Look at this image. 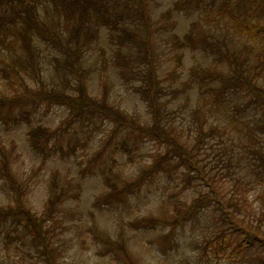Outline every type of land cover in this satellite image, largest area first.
<instances>
[{
    "label": "rangeland",
    "instance_id": "374dc122",
    "mask_svg": "<svg viewBox=\"0 0 264 264\" xmlns=\"http://www.w3.org/2000/svg\"><path fill=\"white\" fill-rule=\"evenodd\" d=\"M35 3L39 18L51 23L52 6ZM111 3L116 11L128 5L134 16L72 38L82 42L78 68L69 41L62 40L64 53L55 41L36 40L32 66L17 40L0 34V264H127L123 247L135 264H264V175L255 157L256 148L264 150L261 109L243 91L210 98L197 85L208 72L218 80L232 74L221 55L228 49L248 55L250 67L257 57L258 72L264 70V44L253 34L264 35V0H146L147 25L130 9L135 1ZM192 25V43L176 44L174 34ZM144 26L150 33L142 56L136 43L123 40V29L145 38ZM203 34L216 42L219 58L202 49ZM151 69L163 77L156 103L164 121L188 146L200 144L196 169L176 159L157 163L166 146L141 132L151 121L139 73L150 78ZM167 71L175 81L164 79ZM79 86L137 123L117 125L98 109L79 115L50 99L75 96ZM197 106L206 116L202 141ZM148 168L142 184L122 189ZM237 224L255 236L245 238Z\"/></svg>",
    "mask_w": 264,
    "mask_h": 264
},
{
    "label": "trees",
    "instance_id": "16d2710c",
    "mask_svg": "<svg viewBox=\"0 0 264 264\" xmlns=\"http://www.w3.org/2000/svg\"><path fill=\"white\" fill-rule=\"evenodd\" d=\"M49 5L53 8V16L51 19V23H48L41 18H39L37 4L35 0H0V34L2 32L5 33V39L9 37L12 40H17V43L21 45V47L25 51V61L29 65H34V52L33 45L36 40H44L49 41L51 44L55 41V45L59 48V52H64L66 46L63 44L62 40L66 42H70V49L68 51V57L71 63L72 68H78L76 66V60L78 57L77 49L81 46L82 42L77 39L79 32H87L89 30L98 35L101 27H106L108 29L114 28L117 22L124 21L125 16H134L127 5L124 8V11H116L115 7L111 3V0H46ZM136 2L135 8L133 5L131 6V10H136L135 16L137 18H141L144 21H141L143 24L147 25V21L145 18L148 17L149 11L147 9L146 0H132V2ZM185 1V0H183ZM214 2V1H212ZM176 3V2H175ZM174 3V7H176ZM172 8H169L168 11H171ZM221 11H228L230 15L233 16V8L226 7V4H221L218 8ZM62 26V27H61ZM193 25L189 30L184 32L182 36L178 37L174 34L173 41L176 44L186 45L192 43V37L194 36ZM145 32L143 31L142 36L145 38H139L135 35L136 32L134 30H130L127 27L123 29V40L132 41L136 43L140 48L141 55L145 56L143 53L142 46L146 44L147 38L149 37V27L144 26ZM248 29V28H247ZM88 30V31H87ZM258 33H261L260 30H257ZM258 33H253L254 35H258L264 44V35H259ZM9 36L6 38L7 35ZM91 35V34H90ZM65 36V37H64ZM141 36V37H142ZM262 36V37H261ZM4 38L0 40L5 41ZM219 41V40H218ZM217 41V43H218ZM198 42L201 43L202 49L211 54H215L217 58H219L220 52L219 49L215 46L217 45L215 41H211L206 34L199 36ZM74 46H71V44ZM36 46V43H35ZM264 52V47L261 48ZM76 54L73 57H70L72 52ZM65 53V52H64ZM150 56L151 53L149 52ZM226 59L227 64H230L232 68V74L221 79L220 75H215L213 73L208 72V80L201 78L204 75L199 76L201 78L197 85L203 90L208 88L205 92V96L209 95V97H213L218 95L217 98L227 95V91L234 89L243 91L246 93V96L252 100L257 107H260L262 119L264 118V85L260 84L261 73L263 71H259V61L258 58L255 57V62L252 67L248 64V55L243 54V51L239 52L237 50L228 49L227 53H221ZM150 71V78L147 76V72H142L140 74V79L146 83V89L142 94V98L146 101L148 112L150 113V123L148 126H140L141 132L145 135L150 136V138L156 140L161 145H165L166 149L160 158L155 157L157 163H161L162 161L167 163L171 160L178 161L183 167H187L188 169H196V155L198 152V144L196 147L188 146L178 135H175V130L171 125H167L164 121L163 116V107H160L156 102L161 100L160 98L164 95V85L162 84L163 77H160L154 71ZM1 73V71H0ZM1 75V74H0ZM5 76V74H3ZM158 76V77H157ZM164 79L169 82L175 81L176 75L166 72L164 75ZM217 81L216 87L218 88L216 92L212 90V86H214V82ZM262 83V82H261ZM75 93V96H69L67 93L58 92L53 93V97L50 98L54 100V103L63 104L68 107L70 110H73V113L79 115H86L87 113L96 112L98 109L100 114L110 119L115 124L125 125L128 123L129 125H135L137 122L132 118H125L124 115L114 108L111 105H108L104 101H100L101 99H95L88 94H86L79 86ZM51 93V92H50ZM51 94H47V97H51ZM149 102H147V100ZM193 118L195 120L196 126V139H200L201 141L205 134L203 130L204 124L206 122L205 112L202 107L197 106L195 109ZM247 123V122H245ZM259 125L261 129H264V120H260ZM248 124L246 128H249ZM144 131V132H143ZM212 130L209 129V133ZM249 132V131H248ZM249 132V137L252 135ZM257 151V152H256ZM255 157L259 162L260 169L259 174L264 175V150L259 148L255 149ZM151 169L148 168L141 173L135 179L128 184H125V187L122 188L125 191L131 192L133 190L132 187L139 186L144 181L143 175H149ZM116 189H113L112 192L107 196L110 198L108 202L112 201V198L115 197ZM120 190H118V193ZM54 198V197H53ZM46 210H50L53 207L54 201L52 197L49 201L46 202ZM31 223L35 227L34 230L37 229V220L36 218H31ZM151 221V220H149ZM165 223V221H161ZM157 225V224H156ZM235 225V224H234ZM240 229V233L244 234L245 238H253L252 233L255 231L250 230L247 226H241L237 224ZM39 237H40V246H45L44 234L39 229ZM166 235H169L167 233ZM264 236V235H263ZM262 245L264 246V238H262ZM126 253L125 262L127 264H135L133 259L127 254V249L122 248ZM264 250V248H263Z\"/></svg>",
    "mask_w": 264,
    "mask_h": 264
}]
</instances>
